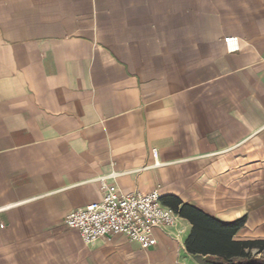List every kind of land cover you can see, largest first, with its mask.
<instances>
[{"label":"crops","instance_id":"1","mask_svg":"<svg viewBox=\"0 0 264 264\" xmlns=\"http://www.w3.org/2000/svg\"><path fill=\"white\" fill-rule=\"evenodd\" d=\"M101 178L264 239V0H0V264H205L179 215L86 244Z\"/></svg>","mask_w":264,"mask_h":264},{"label":"built area","instance_id":"2","mask_svg":"<svg viewBox=\"0 0 264 264\" xmlns=\"http://www.w3.org/2000/svg\"><path fill=\"white\" fill-rule=\"evenodd\" d=\"M224 42L228 52L238 50L236 36L225 37ZM101 188L102 200L73 209L64 219L65 225L77 230L86 244L122 234L149 248L156 244L155 228L175 226L177 222L178 214L162 202L158 188L122 193L110 188L103 178Z\"/></svg>","mask_w":264,"mask_h":264},{"label":"trees","instance_id":"3","mask_svg":"<svg viewBox=\"0 0 264 264\" xmlns=\"http://www.w3.org/2000/svg\"><path fill=\"white\" fill-rule=\"evenodd\" d=\"M191 224L185 241L189 253L205 264H264V239L235 240L245 219L224 223L178 199L164 201Z\"/></svg>","mask_w":264,"mask_h":264}]
</instances>
